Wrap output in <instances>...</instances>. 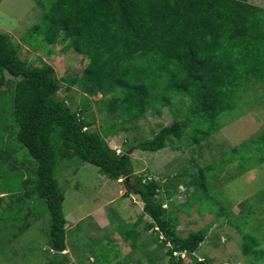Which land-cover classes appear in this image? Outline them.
Masks as SVG:
<instances>
[{"label": "trees", "instance_id": "obj_1", "mask_svg": "<svg viewBox=\"0 0 264 264\" xmlns=\"http://www.w3.org/2000/svg\"><path fill=\"white\" fill-rule=\"evenodd\" d=\"M28 35H37L51 46L62 44L63 51L82 56L87 62L82 75L64 81L68 90L78 86L86 98L101 95L98 105L107 117H117L113 129L136 125L153 109L161 115L166 106L173 109L174 99L189 101L186 111L180 115L175 111L183 116L182 121L137 145L143 152H159L175 141L183 144L186 134L191 143L201 144L222 129L220 118L236 109L241 93L264 83V9L249 0H53ZM3 87L7 92L0 98L10 96L11 110L7 113L0 105V147L2 136L9 134L37 164L32 194L44 202L51 217V264H65L67 249L65 193L56 173L62 162L75 159L96 166L109 179H123L127 194L142 202V220L147 216L157 234L145 243L148 253L156 243L157 250L170 246L166 253L170 264L182 262L183 254L194 258L208 231H192L187 237L178 234L177 219L164 207L174 196L168 190L171 178L164 182L134 175L131 155H116L108 148L106 139L111 133L103 137L91 131L81 114L72 111L74 99L59 97L62 83L55 69L20 59L12 36L0 32ZM11 147L9 152L0 148V178L17 169L12 165L15 148ZM227 157L239 161L237 176L253 169L255 163H264V131L233 147ZM215 170L210 165L193 177V201H199L203 210L216 208L217 222L222 218L233 224V214L220 201L223 196L212 193ZM25 181L27 188L31 181ZM162 190L165 196L159 198ZM257 206L249 205L248 213ZM235 226L243 232L241 225ZM246 236L245 254L264 258V249H257L258 240Z\"/></svg>", "mask_w": 264, "mask_h": 264}, {"label": "rangeland", "instance_id": "obj_2", "mask_svg": "<svg viewBox=\"0 0 264 264\" xmlns=\"http://www.w3.org/2000/svg\"><path fill=\"white\" fill-rule=\"evenodd\" d=\"M51 2L53 0H0V32L12 36L18 45L20 59L30 65L48 64L55 69L62 83L59 97L74 99L72 111L81 114L90 124L91 131L103 137L111 133L106 139L108 148L116 155H131L134 175L164 182L171 178L172 185L168 190L174 196L165 202L164 207L171 209L177 219L178 234L187 237L192 231L203 228L208 231L194 258L183 254L182 262L177 264H264V258L255 259L251 254H245L243 248L249 242L246 238L249 234L258 240L257 249H264V207H261L264 199H260L261 192L264 193V163H255L253 169L237 176L239 161H229L227 157L233 147L264 131V83L257 84L248 93H241L236 109L220 118L222 129L201 144L191 143L190 135L186 134L183 144L175 141L159 152H143L137 145L152 139L175 121H182L180 111L187 110L189 101L174 99L173 109L166 106L161 115L153 109L136 125L111 128L117 117H107L104 107L98 105L101 95L86 98L78 86L68 90L69 84L64 81L82 75L87 65L82 56L73 50L63 51L62 44L51 46L37 35L32 38L28 35L31 28L41 22ZM249 2L264 9V0ZM4 92L7 88H0V94ZM0 105L9 113L10 96L1 97ZM13 140L9 134L8 137L2 136L0 147L4 146L8 152L13 151L11 145L15 148L12 165L17 168L0 178V191L3 192L0 203L5 209L0 211V264H51V217L44 202L32 194L37 164L27 150ZM11 162L7 163L8 169L12 167ZM210 165L217 169L212 193L217 198L223 196L220 201L229 207L228 214H233V224L222 218L217 222L216 208L203 210L199 201H193L196 189L192 184L193 177ZM56 175L65 193L63 211L67 249L63 253L66 256L63 263L170 264L166 255L170 246L157 250V244L152 243L148 250L153 252L152 257H148L145 243L157 237L156 229L148 223L147 216L142 220L143 204L137 196L127 194L123 179H109L96 166L77 159L62 162ZM176 175L180 176L178 180L173 179ZM28 178L31 183L25 188ZM173 186H177V190ZM164 196L162 190L159 198ZM246 201L258 206L248 213ZM237 224L242 226L243 232L236 228ZM161 240L162 236L159 237Z\"/></svg>", "mask_w": 264, "mask_h": 264}, {"label": "crops", "instance_id": "obj_3", "mask_svg": "<svg viewBox=\"0 0 264 264\" xmlns=\"http://www.w3.org/2000/svg\"><path fill=\"white\" fill-rule=\"evenodd\" d=\"M98 212H100V211H98ZM98 212H97V213H98Z\"/></svg>", "mask_w": 264, "mask_h": 264}]
</instances>
